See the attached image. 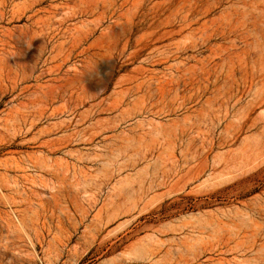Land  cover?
Listing matches in <instances>:
<instances>
[{
  "label": "rangeland",
  "instance_id": "374dc122",
  "mask_svg": "<svg viewBox=\"0 0 264 264\" xmlns=\"http://www.w3.org/2000/svg\"><path fill=\"white\" fill-rule=\"evenodd\" d=\"M0 264H264V0H0Z\"/></svg>",
  "mask_w": 264,
  "mask_h": 264
}]
</instances>
